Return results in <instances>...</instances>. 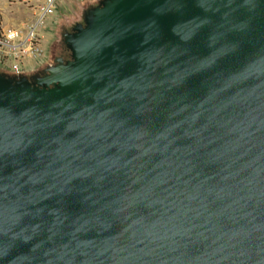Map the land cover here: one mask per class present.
I'll return each mask as SVG.
<instances>
[{"label": "water", "instance_id": "water-1", "mask_svg": "<svg viewBox=\"0 0 264 264\" xmlns=\"http://www.w3.org/2000/svg\"><path fill=\"white\" fill-rule=\"evenodd\" d=\"M61 37L0 72V264H264V0H99Z\"/></svg>", "mask_w": 264, "mask_h": 264}, {"label": "rangeland", "instance_id": "rangeland-1", "mask_svg": "<svg viewBox=\"0 0 264 264\" xmlns=\"http://www.w3.org/2000/svg\"><path fill=\"white\" fill-rule=\"evenodd\" d=\"M99 0H61L53 16L44 20L39 29V45L44 51L42 64L27 71L23 76L34 75L45 66L53 65L61 57L62 33L75 23L81 22L82 15ZM31 20L27 4L22 0H0V34L5 28L23 29ZM64 58V57H63ZM69 58L61 59L62 61Z\"/></svg>", "mask_w": 264, "mask_h": 264}, {"label": "built area", "instance_id": "built-area-1", "mask_svg": "<svg viewBox=\"0 0 264 264\" xmlns=\"http://www.w3.org/2000/svg\"><path fill=\"white\" fill-rule=\"evenodd\" d=\"M22 1L27 4L31 20L23 29L9 27L0 34V72L15 77L35 69L36 61L44 57L39 29L47 17L55 14L61 0Z\"/></svg>", "mask_w": 264, "mask_h": 264}, {"label": "flooded vegetation", "instance_id": "flooded-vegetation-1", "mask_svg": "<svg viewBox=\"0 0 264 264\" xmlns=\"http://www.w3.org/2000/svg\"><path fill=\"white\" fill-rule=\"evenodd\" d=\"M82 18H83V15H82ZM78 23H82V20H81V22H78ZM72 27L73 26H71L68 30H65V31H63V33H71L72 32ZM68 55H69V51L66 49V47L63 45V49H62V52H61V57H58L57 58V60H61V59H64V58H67L68 57ZM64 57V58H63ZM30 76V75H29ZM28 75H26L25 77H29Z\"/></svg>", "mask_w": 264, "mask_h": 264}, {"label": "crops", "instance_id": "crops-1", "mask_svg": "<svg viewBox=\"0 0 264 264\" xmlns=\"http://www.w3.org/2000/svg\"><path fill=\"white\" fill-rule=\"evenodd\" d=\"M43 58H40L36 61L35 65L34 66H39L40 64H42V60ZM33 63V62H32ZM33 65V64H32Z\"/></svg>", "mask_w": 264, "mask_h": 264}]
</instances>
